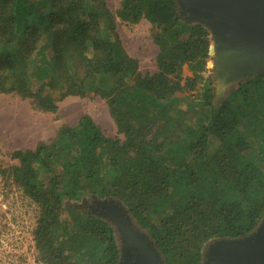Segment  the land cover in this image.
Segmentation results:
<instances>
[{
  "label": "trees",
  "instance_id": "16d2710c",
  "mask_svg": "<svg viewBox=\"0 0 264 264\" xmlns=\"http://www.w3.org/2000/svg\"><path fill=\"white\" fill-rule=\"evenodd\" d=\"M176 14L175 0H120L114 12L105 0H0V94L44 113L97 97L122 137L81 114L10 153L0 173L36 207L40 264H116L117 234L91 212L95 200L120 203L163 264H202L210 242L243 237L264 217V74L215 107L202 76L209 32ZM116 20L150 25L155 72H140Z\"/></svg>",
  "mask_w": 264,
  "mask_h": 264
},
{
  "label": "water",
  "instance_id": "95a60500",
  "mask_svg": "<svg viewBox=\"0 0 264 264\" xmlns=\"http://www.w3.org/2000/svg\"><path fill=\"white\" fill-rule=\"evenodd\" d=\"M174 20L205 27L211 38L215 107L235 85L264 74V0H175ZM118 238L116 264H163L154 243L133 228L116 201L93 202ZM202 264H264V217L249 234L210 242Z\"/></svg>",
  "mask_w": 264,
  "mask_h": 264
},
{
  "label": "rangeland",
  "instance_id": "374dc122",
  "mask_svg": "<svg viewBox=\"0 0 264 264\" xmlns=\"http://www.w3.org/2000/svg\"><path fill=\"white\" fill-rule=\"evenodd\" d=\"M105 2L114 12L120 0ZM116 28L126 53L139 61L140 72H155L158 50L152 42L150 25L145 20L136 25H127L116 20ZM208 55L202 76L213 80V56ZM182 76L183 79L191 77L186 67L182 68ZM191 93L196 95V91ZM56 105L57 110L54 113H44L33 110L28 100H22L13 94H0V170L8 171L13 166L15 161L10 159L11 152L33 148L39 141H49L60 125H74L81 114L90 116L105 136L122 139L116 132L103 100L90 96H69L58 101ZM16 193V199L9 204L16 215L8 213L0 220V264H40L36 261L37 254L30 234L34 226L36 207L22 197L19 191ZM14 231H19V235Z\"/></svg>",
  "mask_w": 264,
  "mask_h": 264
},
{
  "label": "built area",
  "instance_id": "2783aa9c",
  "mask_svg": "<svg viewBox=\"0 0 264 264\" xmlns=\"http://www.w3.org/2000/svg\"><path fill=\"white\" fill-rule=\"evenodd\" d=\"M4 180L5 179H4L3 175L0 173V220H1L2 216H7L8 213H10L11 215H13V213H15V211L13 209L11 210V206L9 207V204L14 202V200L16 199L15 195L17 194L16 193L17 190L14 187H12L10 189L6 185ZM13 196H15V197L13 198ZM22 197H24V196L22 195ZM15 215H16V213H15ZM14 233L19 235V231H14Z\"/></svg>",
  "mask_w": 264,
  "mask_h": 264
}]
</instances>
